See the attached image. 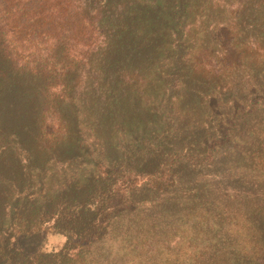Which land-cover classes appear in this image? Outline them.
<instances>
[{
    "label": "trees",
    "instance_id": "trees-1",
    "mask_svg": "<svg viewBox=\"0 0 264 264\" xmlns=\"http://www.w3.org/2000/svg\"><path fill=\"white\" fill-rule=\"evenodd\" d=\"M0 264H264V0H0Z\"/></svg>",
    "mask_w": 264,
    "mask_h": 264
},
{
    "label": "rangeland",
    "instance_id": "rangeland-1",
    "mask_svg": "<svg viewBox=\"0 0 264 264\" xmlns=\"http://www.w3.org/2000/svg\"><path fill=\"white\" fill-rule=\"evenodd\" d=\"M63 244L64 240L61 237L47 234L44 236L43 239H40L38 247L40 248L41 252L50 253L60 249Z\"/></svg>",
    "mask_w": 264,
    "mask_h": 264
}]
</instances>
